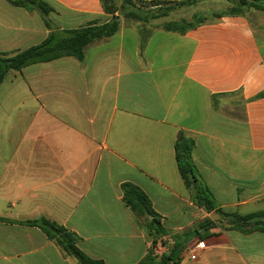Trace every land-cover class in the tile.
Instances as JSON below:
<instances>
[{"label": "crops", "instance_id": "obj_1", "mask_svg": "<svg viewBox=\"0 0 264 264\" xmlns=\"http://www.w3.org/2000/svg\"><path fill=\"white\" fill-rule=\"evenodd\" d=\"M43 1L56 31L113 17L101 0ZM133 2L138 18L124 9L118 32L90 43L84 60L33 64L1 83L0 264H80L32 224L42 218L76 234L92 259L138 264L153 237L124 203L126 182L171 233L156 238L170 264H264V232L225 229L195 204L175 149L181 133L194 140L196 175L218 209L264 212V11L231 15L238 0ZM51 28L0 0V55L41 44ZM205 220L216 225L200 239ZM198 241L206 248L191 259Z\"/></svg>", "mask_w": 264, "mask_h": 264}, {"label": "trees", "instance_id": "obj_2", "mask_svg": "<svg viewBox=\"0 0 264 264\" xmlns=\"http://www.w3.org/2000/svg\"><path fill=\"white\" fill-rule=\"evenodd\" d=\"M16 7H24L36 10L44 19L49 28L51 24L48 20L52 8L43 0H9ZM103 8L107 14L112 15V19L105 24H90L86 27L75 30H51L49 36L41 44L30 47L14 56L6 57L0 55V85L6 75L11 71H21L22 69L38 63H46L63 57H74L79 61L84 60L85 48L96 40H102L113 36L120 27V15L124 9L130 8L129 17L138 18L137 6L133 0H101ZM120 2V4H119ZM119 4V5H118ZM257 9L264 11V4L254 3L247 0H238L231 9L230 14H242L244 9ZM119 14L116 16V14ZM169 30L176 29L175 25L166 26ZM194 140L181 133L177 139L175 149L180 173L186 185L193 189L194 202L203 207L208 212L216 211L221 219V227L232 228L242 233L249 234L255 231L264 232V212L241 216L238 213H227L218 209L212 192L202 184L195 171L193 163ZM123 200L141 221L143 228L153 237V245L150 247L148 255L138 264H170L172 257L157 253L156 238L170 235L162 224L159 216L152 207L149 197L142 189L133 183L126 182L122 186ZM47 237L54 241L56 245L67 255L72 256L80 264H105L103 261L95 260L77 247L78 236L68 231L62 225L46 218L33 222ZM216 224L210 220H205L194 230L200 239H203ZM176 241V252H180L183 245L178 244L182 237H173Z\"/></svg>", "mask_w": 264, "mask_h": 264}, {"label": "built area", "instance_id": "obj_3", "mask_svg": "<svg viewBox=\"0 0 264 264\" xmlns=\"http://www.w3.org/2000/svg\"><path fill=\"white\" fill-rule=\"evenodd\" d=\"M205 248H206L205 242L203 241L196 242L192 247L189 248V251L193 253V255L191 256V259H196L197 251L203 250ZM157 253L160 254V251H158V249H157Z\"/></svg>", "mask_w": 264, "mask_h": 264}, {"label": "clouds", "instance_id": "obj_4", "mask_svg": "<svg viewBox=\"0 0 264 264\" xmlns=\"http://www.w3.org/2000/svg\"><path fill=\"white\" fill-rule=\"evenodd\" d=\"M246 35H250V33H246Z\"/></svg>", "mask_w": 264, "mask_h": 264}, {"label": "rangeland", "instance_id": "obj_5", "mask_svg": "<svg viewBox=\"0 0 264 264\" xmlns=\"http://www.w3.org/2000/svg\"><path fill=\"white\" fill-rule=\"evenodd\" d=\"M119 4H120V2H119ZM119 4H118V5H119Z\"/></svg>", "mask_w": 264, "mask_h": 264}]
</instances>
